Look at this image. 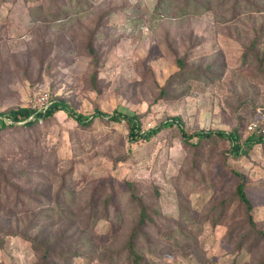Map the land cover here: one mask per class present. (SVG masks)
Here are the masks:
<instances>
[{
	"label": "rangeland",
	"instance_id": "obj_1",
	"mask_svg": "<svg viewBox=\"0 0 264 264\" xmlns=\"http://www.w3.org/2000/svg\"><path fill=\"white\" fill-rule=\"evenodd\" d=\"M160 1L0 0V119L63 101L86 116H138L145 132L180 117L189 135L236 132L244 145L251 124L264 127V0ZM178 60L188 75L167 88ZM24 124L0 131V264H41L24 236L62 227L68 257L54 264L264 261V143L235 158L228 140L187 144L177 127L132 142L126 121L83 128L60 112ZM139 200L154 221L135 260ZM65 216L78 225H60Z\"/></svg>",
	"mask_w": 264,
	"mask_h": 264
},
{
	"label": "trees",
	"instance_id": "obj_2",
	"mask_svg": "<svg viewBox=\"0 0 264 264\" xmlns=\"http://www.w3.org/2000/svg\"><path fill=\"white\" fill-rule=\"evenodd\" d=\"M163 1L161 0L158 4V8H162ZM195 3L186 1L185 7L194 8ZM92 55L94 54L93 50ZM247 56V55H246ZM95 57V56H94ZM178 68L180 70L179 73L174 75L172 78H170L167 88L173 87L181 78L187 77L185 75H188V70L185 69V61L178 60L177 62ZM187 71V74H185ZM193 78L201 79L200 76H195ZM218 78V77H217ZM216 78V79H217ZM204 79V78H203ZM166 91H163L162 95L165 96ZM63 112L65 113L69 118L73 119L79 126L83 128L90 127L94 120L97 118L107 119L111 123H120L122 121H126L128 128H129V139L132 142H139V141H145L149 142L154 137L159 135L164 130L177 127L184 137V140L187 144H193L194 139H198V142H201L205 139H213V138H219L222 140H228L231 143V154L235 158H241L243 155H246L247 152L245 151L246 147H253L254 144H263L264 143V135L260 136H252L251 138H248L244 145L240 142V137L236 132L232 133H226L224 131H217V132H198L192 135L187 134L183 129V121L180 117L172 119V121H167L162 124H160L158 127L153 128L147 132L143 131L141 129V125L139 122L138 116H129L122 110H116L112 115H107L102 113L100 110H96L95 114L92 116H86L83 114L77 113L69 104L63 101H55L52 102L48 108L43 112H38L37 110H34L33 108H17L14 110L9 111L8 113L1 114V117H4L10 121L13 122L14 125H18L19 123H25L23 126L25 127H33L35 124H38L40 120H49L53 119L58 113ZM33 120H30L32 119ZM12 124L6 123L4 120L0 119V131L5 130L7 128L14 127ZM264 128L263 126H261ZM238 179V186L236 188V198L240 202V204L246 209L247 218L249 221V224L251 225V228L255 227V222L252 217L253 212V204L248 196L247 190H246V182L245 177L239 173L234 172ZM131 195L133 199H138L136 192L138 191L135 186L131 185L130 187ZM139 203L141 205L140 209V216L138 218L137 223L133 227V233L132 236L128 242V249L131 250L133 253V256L135 255V260L138 258L139 254H137L136 251L139 250V240L140 236L142 235V232L148 224L153 223V218L150 215V209H148L145 204L142 202V200H139ZM74 217L65 216L60 219V225H63V222H68L66 224L71 225V227H76L78 224H76V221H74ZM35 226V225H34ZM34 226H30L28 229L29 231L32 230ZM0 228H3L0 224ZM60 231L56 237L53 239L45 237L41 235L40 233L37 234L34 237H28L24 236V238L32 243V247L41 255V264H54L58 263V261L65 260L63 257H68L69 248L67 246V243L63 239V230ZM261 238L264 239V231L260 232ZM70 257V256H69ZM143 258L141 259V261ZM140 263V262H139ZM264 264V261L262 262Z\"/></svg>",
	"mask_w": 264,
	"mask_h": 264
},
{
	"label": "built area",
	"instance_id": "obj_3",
	"mask_svg": "<svg viewBox=\"0 0 264 264\" xmlns=\"http://www.w3.org/2000/svg\"><path fill=\"white\" fill-rule=\"evenodd\" d=\"M48 107L45 108V110L47 109ZM36 110V109H34ZM45 110H37L38 112H44ZM249 131L248 133H250L252 136L256 135V136H260V135H264V129L260 128L259 126H257L256 124H251L249 126Z\"/></svg>",
	"mask_w": 264,
	"mask_h": 264
}]
</instances>
